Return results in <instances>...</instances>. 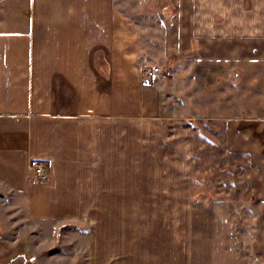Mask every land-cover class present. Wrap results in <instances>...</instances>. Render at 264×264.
<instances>
[{
  "label": "crops",
  "instance_id": "1",
  "mask_svg": "<svg viewBox=\"0 0 264 264\" xmlns=\"http://www.w3.org/2000/svg\"><path fill=\"white\" fill-rule=\"evenodd\" d=\"M161 48L219 72L239 67L236 81L254 74L258 92L264 0H0L5 238L71 223L85 264H192L191 135H169L148 112L142 70L166 55L177 76L188 71Z\"/></svg>",
  "mask_w": 264,
  "mask_h": 264
},
{
  "label": "rangeland",
  "instance_id": "2",
  "mask_svg": "<svg viewBox=\"0 0 264 264\" xmlns=\"http://www.w3.org/2000/svg\"><path fill=\"white\" fill-rule=\"evenodd\" d=\"M162 4L172 17L173 4ZM161 35L152 42L160 39L163 47L167 41ZM170 53L165 48L155 51L162 57ZM198 53L205 54L201 49ZM173 55L177 70L188 72L177 76L165 55L148 67L168 68L171 76L145 79V84L152 89L148 112L160 117L166 133L191 135L192 264H264V82L255 92L254 74L247 73L243 82L239 67L219 72L206 59L195 64L177 52ZM237 71L241 82L236 81ZM257 117L259 121L252 119ZM77 228L70 223L47 233L40 227H21L23 232L7 239L4 235L0 264H85V235Z\"/></svg>",
  "mask_w": 264,
  "mask_h": 264
},
{
  "label": "built area",
  "instance_id": "3",
  "mask_svg": "<svg viewBox=\"0 0 264 264\" xmlns=\"http://www.w3.org/2000/svg\"><path fill=\"white\" fill-rule=\"evenodd\" d=\"M143 74L146 79H153L159 75H162L164 77H169L171 75V71L161 66H149L144 68ZM34 168H35V172L40 176V178L42 180H46L47 175H46L44 163L37 162ZM3 241H5V238L0 230V243Z\"/></svg>",
  "mask_w": 264,
  "mask_h": 264
}]
</instances>
